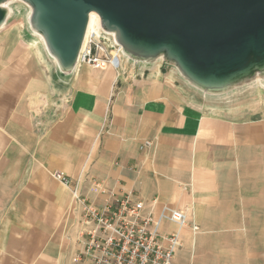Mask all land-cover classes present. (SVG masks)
Wrapping results in <instances>:
<instances>
[{"label": "crops", "instance_id": "0c3cea01", "mask_svg": "<svg viewBox=\"0 0 264 264\" xmlns=\"http://www.w3.org/2000/svg\"><path fill=\"white\" fill-rule=\"evenodd\" d=\"M27 32H0V264L71 263L77 182L98 203L95 184L185 211L175 264H264V115L230 113L163 60L63 74Z\"/></svg>", "mask_w": 264, "mask_h": 264}, {"label": "water", "instance_id": "95a60500", "mask_svg": "<svg viewBox=\"0 0 264 264\" xmlns=\"http://www.w3.org/2000/svg\"><path fill=\"white\" fill-rule=\"evenodd\" d=\"M0 0V27L10 14ZM63 74L78 66L91 13L135 62L163 60L211 96L264 78V0H23ZM116 33V36L113 34Z\"/></svg>", "mask_w": 264, "mask_h": 264}, {"label": "built area", "instance_id": "2783aa9c", "mask_svg": "<svg viewBox=\"0 0 264 264\" xmlns=\"http://www.w3.org/2000/svg\"><path fill=\"white\" fill-rule=\"evenodd\" d=\"M114 52L122 54V49L114 46L108 33L92 31L85 38L78 66L117 70L120 59ZM151 145L147 142L143 148ZM53 177L66 186L71 184L64 173L56 172ZM79 187L77 182L72 191L70 264H175L176 251L183 245L181 231L188 226L185 211L164 205L156 213L153 206L147 207L132 194L118 198L114 191L95 184L97 193L108 196L98 203L83 197ZM166 222L176 225L173 233H163ZM192 230L198 232L199 227L193 225Z\"/></svg>", "mask_w": 264, "mask_h": 264}, {"label": "rangeland", "instance_id": "374dc122", "mask_svg": "<svg viewBox=\"0 0 264 264\" xmlns=\"http://www.w3.org/2000/svg\"><path fill=\"white\" fill-rule=\"evenodd\" d=\"M13 5H23L27 8L26 18L22 15L13 17ZM5 8L9 10V18L1 30L9 28L24 30L29 27V17L31 15V7L23 0H10L5 4ZM26 19V20H25ZM0 31V32H1ZM224 104L232 101L233 104H226L230 113L235 115H245L248 117H260L264 115V78H255L247 83L228 90L220 96Z\"/></svg>", "mask_w": 264, "mask_h": 264}, {"label": "bare ground", "instance_id": "6f19581e", "mask_svg": "<svg viewBox=\"0 0 264 264\" xmlns=\"http://www.w3.org/2000/svg\"><path fill=\"white\" fill-rule=\"evenodd\" d=\"M13 17H17L19 15H22L23 17L26 16V12H27V8H25L23 5H13ZM7 19L9 18V15L6 14ZM26 18V17H25ZM26 20V19H25ZM4 24L0 27V31L4 28ZM27 30V27H26ZM102 30V23H101V19L99 17L98 14L96 13H91L90 17H89V23H88V27H87V31H86V37L88 36V34H90V32L94 31V32H100ZM27 34L30 36L32 43L35 44L36 46H38L41 55L43 56V58H46V52H45V47L43 44V41L41 39L40 36L37 35H32L29 34L27 32ZM116 36V33H113ZM85 37V38H86ZM109 38L111 39V41L113 42L114 46H116V42H115V38L112 34H109ZM85 42V41H84ZM115 56H119V59L121 62L125 63L126 62V58L123 54H118L117 52H114ZM157 67L160 69L162 67V64L160 63L159 65H157ZM226 104H233L232 101L226 103ZM226 104H222L221 106L224 107L226 106Z\"/></svg>", "mask_w": 264, "mask_h": 264}]
</instances>
